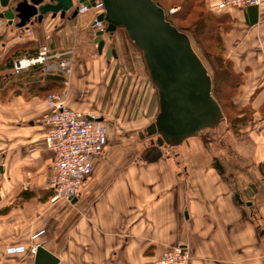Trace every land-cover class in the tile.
I'll list each match as a JSON object with an SVG mask.
<instances>
[{
  "label": "crops",
  "instance_id": "1",
  "mask_svg": "<svg viewBox=\"0 0 264 264\" xmlns=\"http://www.w3.org/2000/svg\"><path fill=\"white\" fill-rule=\"evenodd\" d=\"M216 4L208 1L229 25L222 34L226 55L244 77L235 97L239 116L247 106L253 111L242 129L251 160L242 149L237 157L225 149L216 156L212 143L208 160H197L193 145L181 156L180 144L155 161L141 160L146 147L118 133L145 132L159 113V94L126 30L118 28L112 40L105 35L117 52L108 57L95 42L94 11L49 13L23 26L0 16V264H35L31 250L7 252L34 244L59 264H154L178 244L190 264H264V4L223 10ZM8 9L0 2V14ZM44 45L50 63L57 54L74 61L72 75L41 64L13 72L17 58L37 56ZM56 73L64 79H52ZM54 91L119 127L71 203L51 201L54 154L40 118Z\"/></svg>",
  "mask_w": 264,
  "mask_h": 264
},
{
  "label": "water",
  "instance_id": "2",
  "mask_svg": "<svg viewBox=\"0 0 264 264\" xmlns=\"http://www.w3.org/2000/svg\"><path fill=\"white\" fill-rule=\"evenodd\" d=\"M90 1L93 0H0L3 7L9 8L0 16L18 18L19 26H23L31 19L43 21L49 13L65 18L76 2ZM103 1L106 11L99 15V20L106 28L96 32L99 53L106 48L108 57L112 54L116 57V50L107 47L105 35L112 40L118 28L125 29L131 41L142 50L158 89L159 113L147 128L148 135L140 133L146 138L141 160L155 161L163 156V146H177L203 130L218 127L225 115L213 95L211 73L191 37L167 19L165 9L155 0ZM35 264H59V258L38 245Z\"/></svg>",
  "mask_w": 264,
  "mask_h": 264
},
{
  "label": "built area",
  "instance_id": "3",
  "mask_svg": "<svg viewBox=\"0 0 264 264\" xmlns=\"http://www.w3.org/2000/svg\"><path fill=\"white\" fill-rule=\"evenodd\" d=\"M94 2V3H92ZM264 0H217V9L248 6L262 7ZM77 15L94 11L92 23L94 30H105L106 25L99 20V15L106 11L103 0L78 3ZM176 11V9H174ZM73 51H70L72 53ZM49 62L51 58L47 45L42 46L37 56H23L14 61L13 72L21 73L34 65H44L47 71H60L70 76L74 72V61L62 58ZM47 110L40 121L45 128L46 148L54 154V174L50 181L53 192L51 201L71 203L81 191L84 181L94 173V160L101 156L110 140L111 125L95 113H86L68 104L65 94L54 91L46 95ZM37 245L30 248L16 246L7 248L8 253L31 250L36 252ZM191 255L182 244L167 247L154 264H190Z\"/></svg>",
  "mask_w": 264,
  "mask_h": 264
},
{
  "label": "rangeland",
  "instance_id": "4",
  "mask_svg": "<svg viewBox=\"0 0 264 264\" xmlns=\"http://www.w3.org/2000/svg\"><path fill=\"white\" fill-rule=\"evenodd\" d=\"M161 2V4L163 5V8L165 9L166 13L169 15H171V17H173L174 21L181 27V29L188 33V32H197L199 31L197 27V25H195V22L197 20V12L200 11H206L208 9H210L212 12H216L215 10H213L210 5H208V1L209 0H192L193 4H194V8L192 9V11H190L188 14L184 12L185 7H184V2L186 0H159ZM199 4H203L204 5V9H203V5L202 8L199 7ZM174 9H179L177 13H174ZM182 9V10H181ZM209 11V10H208ZM184 12V13H183ZM217 13V12H216ZM207 19L208 22L211 23V21L213 22L214 29L213 30H217V33H221V36L223 34V32H225L227 29H229V25L228 23H226V21L224 20L223 23H219V22H215L214 20H211V16L209 14H207ZM123 30V29H122ZM125 31V29H124ZM214 31V32H215ZM126 32V31H125ZM204 35L206 36H200L198 35L194 40H192L193 46L196 49V51L198 52V54L201 56L202 59H204L205 63H208V65L210 64L211 66H215L217 63V57H221L223 56V53L220 52L219 50V45H218V41H213L210 36L211 33L210 32H206L204 33ZM217 39V37H216ZM140 52V59L141 56L143 55V52L139 49ZM133 68H135L137 70V65L133 64L132 66ZM210 71V70H209ZM236 97V96H235ZM236 104V103H235ZM249 108V115H247L246 117H244V121H236V123L234 124V127L231 128L229 122L227 121L226 117L225 119L222 121V123L215 129H206L203 130L198 136L195 137H190L188 139H186L185 141H183L180 144V152L182 153L181 156L185 153V147L186 146H194L195 149L193 150V152H196L195 155H197V160H208V153H209V148L208 146H210L209 144L212 143L213 145L212 148L215 150V154L217 156V154L222 155L221 153H219L220 149H225L228 150V154L231 157H237V151L238 150H243L244 153L242 155V157L244 156V160H249L250 156L249 155V151L251 148H249V146L245 143L246 139L249 137L248 136V132L247 131H242V129L245 130L246 125L250 124L253 120V111H250L251 107ZM252 110V108H251ZM226 113H228L230 115L229 120L232 121L234 118V113L232 111H229L228 109H226ZM236 125V126H235ZM119 131V127L113 125V127L111 128V136L115 135L117 132ZM146 136L148 135L147 132H143ZM118 136H123L125 140H127V142L132 143V145L134 146H140V149L144 148V146L146 145L145 139L146 138H142L141 135H138L137 133H127L125 131H123V133H118ZM208 141H205V139ZM240 143H243L244 147H242V145ZM245 143V144H244ZM247 145V148H245ZM146 147V146H145ZM166 150H163V154L169 152L172 154L174 151L173 147L168 148V145H165ZM241 150V152H242ZM167 154V153H166ZM241 154V153H240ZM239 154V155H240ZM223 156V155H222ZM183 159H185V157H182ZM251 160V159H250Z\"/></svg>",
  "mask_w": 264,
  "mask_h": 264
},
{
  "label": "trees",
  "instance_id": "5",
  "mask_svg": "<svg viewBox=\"0 0 264 264\" xmlns=\"http://www.w3.org/2000/svg\"><path fill=\"white\" fill-rule=\"evenodd\" d=\"M155 2L163 7V5L161 4V2L159 0H155ZM199 5H200L199 7L202 8L203 4H199ZM184 7H185V10H184L185 13L188 14L190 11H192V9L194 8V4H193L192 0H186L184 2ZM203 9H204V5H203ZM178 10L179 9H177L174 13L179 12ZM208 10H206V11L203 10V11L196 13L197 14V20L195 22V25H197V26H195V27H197L199 31L188 32L187 34L191 37V40L195 41V39L198 35L206 36V35H204V33H205V31L206 32L208 31L211 33L210 38L213 41H215V40L218 41V45L220 47L219 50H220V52L223 53V56L217 57V63L218 64H216L215 66L210 67V64L209 65H208V63H205V64L208 67V69L210 70V73H211V76L213 79V95L217 99L219 104L221 105L222 110L224 112V115L230 124V127L233 128L236 121H242V120L244 121V117H246L247 115H249V113H251V112H249V108L247 106L244 109L246 112V115L239 116V112H238L237 106L235 104V96L237 95L240 86L244 82V77H243V74L237 73L234 70L233 62L226 55L227 49H226L225 43L222 39L221 33L218 34L217 30L216 31L213 30L214 29L213 27H215V26H214L212 21H211V23L208 22L206 13L211 16V20H214L215 22H219V23L224 22V20H225L224 17H218L216 15L217 14L216 12H215L216 13L215 14L210 9H208ZM167 19L173 25H175L180 30H182L181 27L174 21L173 17H171V15H169V13L167 14ZM216 37H217V39H216ZM0 38H1V36H0ZM12 60H13L12 57L10 58V60L8 59V64H7L8 66L12 63ZM203 61H204V59H203ZM52 75H53L52 79H55L54 78L55 76L59 77L61 80L64 79L63 73H56V75L55 74H52ZM226 109H228L229 111H232L234 113V118L232 121L229 120L230 115L228 113H226ZM250 111H252L251 108H250Z\"/></svg>",
  "mask_w": 264,
  "mask_h": 264
},
{
  "label": "flooded vegetation",
  "instance_id": "6",
  "mask_svg": "<svg viewBox=\"0 0 264 264\" xmlns=\"http://www.w3.org/2000/svg\"><path fill=\"white\" fill-rule=\"evenodd\" d=\"M76 6H77V5H76V3H75L74 8L72 9L73 11H71V14H72V15H76V14H77V13H75Z\"/></svg>",
  "mask_w": 264,
  "mask_h": 264
}]
</instances>
